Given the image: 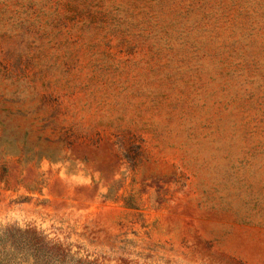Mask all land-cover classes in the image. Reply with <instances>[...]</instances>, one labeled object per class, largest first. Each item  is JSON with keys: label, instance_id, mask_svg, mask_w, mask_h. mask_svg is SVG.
<instances>
[{"label": "rangeland", "instance_id": "rangeland-1", "mask_svg": "<svg viewBox=\"0 0 264 264\" xmlns=\"http://www.w3.org/2000/svg\"><path fill=\"white\" fill-rule=\"evenodd\" d=\"M11 227L48 264H264V0H0Z\"/></svg>", "mask_w": 264, "mask_h": 264}, {"label": "trees", "instance_id": "trees-1", "mask_svg": "<svg viewBox=\"0 0 264 264\" xmlns=\"http://www.w3.org/2000/svg\"><path fill=\"white\" fill-rule=\"evenodd\" d=\"M19 245H23L29 251L33 264H48L54 247L46 243L45 239L32 227L24 229L11 227L0 232V262L17 264L15 257L11 256Z\"/></svg>", "mask_w": 264, "mask_h": 264}]
</instances>
